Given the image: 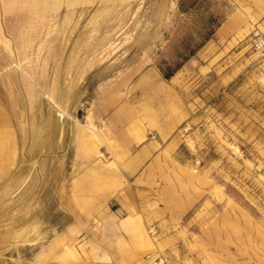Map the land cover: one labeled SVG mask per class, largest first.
<instances>
[{
  "label": "rangeland",
  "instance_id": "1",
  "mask_svg": "<svg viewBox=\"0 0 264 264\" xmlns=\"http://www.w3.org/2000/svg\"><path fill=\"white\" fill-rule=\"evenodd\" d=\"M254 28L264 0H0V264H264Z\"/></svg>",
  "mask_w": 264,
  "mask_h": 264
},
{
  "label": "built area",
  "instance_id": "2",
  "mask_svg": "<svg viewBox=\"0 0 264 264\" xmlns=\"http://www.w3.org/2000/svg\"><path fill=\"white\" fill-rule=\"evenodd\" d=\"M250 47L261 58H264V32L254 28L249 36Z\"/></svg>",
  "mask_w": 264,
  "mask_h": 264
},
{
  "label": "trees",
  "instance_id": "3",
  "mask_svg": "<svg viewBox=\"0 0 264 264\" xmlns=\"http://www.w3.org/2000/svg\"><path fill=\"white\" fill-rule=\"evenodd\" d=\"M179 9L181 10V11H185L184 9H185V7H184V5H183V3L181 2L180 4H179ZM219 25H217L216 27H218ZM215 30H216V28H212L208 33H207V35H206V37L204 38V40L198 45V47H197V49L196 50H198L209 38H211V36L215 33ZM196 50H191L190 52H189V55L188 56H186V57H184L183 58V60L182 61H180V62H178L175 66H174V68H170L167 72H164V78L165 79H169V78H171L173 75H174V73L183 65V63L189 58V56H191V55H193L194 53H195V51Z\"/></svg>",
  "mask_w": 264,
  "mask_h": 264
},
{
  "label": "crops",
  "instance_id": "4",
  "mask_svg": "<svg viewBox=\"0 0 264 264\" xmlns=\"http://www.w3.org/2000/svg\"><path fill=\"white\" fill-rule=\"evenodd\" d=\"M221 28H222V27H221ZM130 217H131V216H130ZM129 220H130V218H129ZM129 220H128V221H129ZM128 223H129V222H128ZM126 226H127V225H126ZM142 230H144V228H140V229H139V232H137V235H138L139 237H141V235L143 236V234H142L143 231H142ZM136 231H137V230H136ZM144 232L146 233L145 230H144ZM135 235H136V234H135ZM146 235H147V233H146ZM143 237H144V236H143ZM141 238H142V237H141ZM148 238H149V237H148ZM143 239H144V238H143ZM146 241L148 242L149 240H146ZM132 247H133V246H132ZM132 247H131V249H132ZM135 249H136V248H135ZM132 250H133V249H132ZM127 251H128V250H127ZM129 251H130V250H129ZM133 251H137V252H138L137 254H139V256H142V252H141V251L139 252V250H137V249H136V250H133Z\"/></svg>",
  "mask_w": 264,
  "mask_h": 264
},
{
  "label": "water",
  "instance_id": "5",
  "mask_svg": "<svg viewBox=\"0 0 264 264\" xmlns=\"http://www.w3.org/2000/svg\"><path fill=\"white\" fill-rule=\"evenodd\" d=\"M78 116H81V112L78 113Z\"/></svg>",
  "mask_w": 264,
  "mask_h": 264
},
{
  "label": "bare ground",
  "instance_id": "6",
  "mask_svg": "<svg viewBox=\"0 0 264 264\" xmlns=\"http://www.w3.org/2000/svg\"><path fill=\"white\" fill-rule=\"evenodd\" d=\"M41 233H39V235H40ZM44 234V233H43ZM43 234H41V235H43ZM42 237V236H41ZM39 241V240H38ZM39 243V242H38ZM36 245V244H35Z\"/></svg>",
  "mask_w": 264,
  "mask_h": 264
}]
</instances>
